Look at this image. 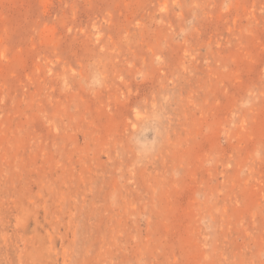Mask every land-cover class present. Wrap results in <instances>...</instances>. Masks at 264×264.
<instances>
[{"label":"rangeland","instance_id":"374dc122","mask_svg":"<svg viewBox=\"0 0 264 264\" xmlns=\"http://www.w3.org/2000/svg\"><path fill=\"white\" fill-rule=\"evenodd\" d=\"M0 264H264V0H0Z\"/></svg>","mask_w":264,"mask_h":264}]
</instances>
